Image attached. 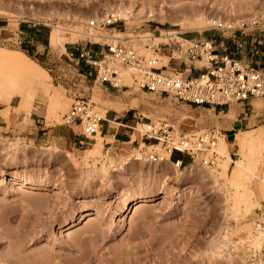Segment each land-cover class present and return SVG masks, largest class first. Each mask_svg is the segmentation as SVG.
<instances>
[{
  "label": "rangeland",
  "instance_id": "374dc122",
  "mask_svg": "<svg viewBox=\"0 0 264 264\" xmlns=\"http://www.w3.org/2000/svg\"><path fill=\"white\" fill-rule=\"evenodd\" d=\"M123 6L132 8L135 18L126 17L119 8ZM263 9L264 0H0V48L26 52L67 98L58 109L50 106L41 88L27 108L19 105L17 96L6 93L0 98V107L5 108L0 114L18 105L27 114L43 113L51 126L44 134L38 127L26 128V120L16 131L0 133L1 264H48L46 258L63 264L78 260L87 248L97 253L94 264L100 256L105 260L130 250L136 257L125 258L122 264H264L261 150L255 156L260 167L247 182L254 190L249 202H237L236 187L219 177L224 163L216 148L219 143L214 148L220 155L213 165L204 164L203 155L195 161L185 157V166L193 162L190 170L175 167L171 159L153 162L134 157L148 141L143 131L153 122L170 123L177 135L218 127L227 139L224 125L245 117L236 132L264 131V96L211 104L217 111L204 109L167 92L140 88L130 71H123L124 80L117 87L100 83L94 66L78 58L82 50L100 57L101 44L117 39L148 57L161 54L156 67L188 69L187 75L206 64L205 59L191 58V46L212 40L219 55L264 69ZM110 13L122 18L101 31L88 28V20ZM55 26L60 27L59 41L51 39ZM169 30L178 33L168 34ZM155 37L159 45L153 43ZM75 98L90 101L97 113L111 118L105 127L118 129L120 140L106 135L104 125L103 137H86L78 122H68L66 113ZM230 110L234 114L227 115ZM208 121L215 125H202ZM60 127L75 134L74 147L54 136ZM95 146L100 153L91 154ZM149 146L168 155L161 144ZM236 147L232 145L233 160L238 156ZM234 164L229 165L230 177ZM103 165L108 171L102 170ZM143 197L147 198L143 205L123 211L127 201ZM93 228H97L95 239L90 236Z\"/></svg>",
  "mask_w": 264,
  "mask_h": 264
},
{
  "label": "built area",
  "instance_id": "2783aa9c",
  "mask_svg": "<svg viewBox=\"0 0 264 264\" xmlns=\"http://www.w3.org/2000/svg\"><path fill=\"white\" fill-rule=\"evenodd\" d=\"M119 19L121 18L118 15L110 13L100 19L88 20L87 26L89 29L101 31L115 25ZM260 21H264V9ZM212 44V40L201 41L189 49L192 59L206 60L204 71L196 76L186 75L181 69L156 67L154 59L120 43L117 39L101 44L104 49L100 57L82 50L78 58L94 66L95 78L100 83L117 87L119 82L124 80L123 71H130L134 83L140 88L167 92L198 105H226L264 96V69L229 55L221 56L215 52ZM66 119L68 122H78L86 137L96 134L102 122L106 120L94 110L90 101L81 98L74 99L66 113ZM143 136L148 141L144 147H138L134 155L136 159L163 161L166 157L149 146L156 143L161 144L165 152L170 154V159L177 168L185 166V157L195 161L203 155L200 159L204 164H214L220 155L214 148L222 136V131L218 127L182 131L177 135L170 123L158 121L149 123L143 131ZM210 151L211 155H207ZM176 153H182L184 157H177Z\"/></svg>",
  "mask_w": 264,
  "mask_h": 264
},
{
  "label": "bare ground",
  "instance_id": "6f19581e",
  "mask_svg": "<svg viewBox=\"0 0 264 264\" xmlns=\"http://www.w3.org/2000/svg\"><path fill=\"white\" fill-rule=\"evenodd\" d=\"M123 7H119V8L120 9L122 8L121 12L126 17L135 18L136 13L133 11L132 8H130L128 6L127 7L123 6ZM183 14H184V12H183ZM120 18H122V17L120 16ZM213 22L214 23H220L221 21L214 19ZM255 22H257V19ZM255 22H253V23H255ZM227 23L231 26L233 25V23H231L230 21ZM59 30H60L59 26H55L54 29H52V32H51V39L52 40L59 41L58 40V38H60L59 37L60 35L58 33ZM177 33H178V31H176V30H169V32H168V34H177ZM153 43L159 45L160 44L159 39L157 37H155L153 40ZM146 48L149 50L151 47L150 48L146 47ZM133 49L137 50L135 48H133ZM151 58L154 59L155 62L157 63L161 58V54H158L157 56H154ZM156 63H154V64H156ZM155 66H157V64ZM49 78H50L49 72L43 66H41L37 61H35L32 57H30L26 52H24L22 50L8 49L5 47L0 48V98L3 96L2 94L6 95V93L8 94L7 96H9V97L17 96L19 105L23 108H27L28 106L27 107H25V106L30 105V103L35 99V96L37 95V89L41 88L44 91V93L49 97V101H50L49 103H50L51 107H53L54 109L62 108V105H64L65 102L67 101L66 100L63 102L62 100L63 99L65 100L67 98H66V96H62L61 92L59 90H57L56 88H54L52 82L49 81ZM65 107H66V105H65ZM232 114H234V113L231 110L227 113V115H232ZM101 132L103 133V124H101L100 128L98 129V134L97 135L93 134L92 136L103 137ZM224 136L220 137L219 141L217 142V143H219V144H217L218 147H216L219 150V152H222V154L224 155V163L221 165L222 171H220L218 175L222 180H225L226 182H229V184H231V186L236 187L235 189H237V190L234 193V195L236 196L235 198H236L237 202H239V201L240 202H249L248 199L254 195V192H253L254 190H251L252 188L248 187L247 182H251V180L253 179L254 175L256 174L258 168L260 167L259 166V160L258 159L256 160L255 156H256V150H261V152H259V153H264V131L261 128H256V129L247 130V131H243V130L238 131L236 133L235 141L231 142V144H229V141L226 138L224 139ZM156 145H159V144L156 143ZM232 145L237 146L236 149H237V155L238 156L234 160L231 157ZM100 150H101L100 147L95 146L91 150V154L100 153ZM165 159L169 161L170 160V154H168ZM231 161H234L235 164L233 166L232 176L230 177L228 175V169H229V165L231 164ZM192 163L189 165H186L185 169L190 170L191 167L193 166ZM208 165H213V164H208ZM100 167L105 172L108 171V169H109V167H107L105 165L100 166ZM263 175H264V173H263ZM24 181H26L27 183L29 182L28 179H26ZM23 185H26L25 182H23ZM260 186L262 189H264V182ZM262 189H260V190H262ZM263 193H264V191H263ZM167 196H168V194L165 193L164 197H167ZM82 199L83 200H81V201L86 200L85 197ZM146 199L147 198L143 197L141 199L127 201L126 206L123 209V211H127L130 207L132 208L134 204H138V206L143 205L144 204L143 202L146 201ZM96 215H98V216L102 215L101 210H96ZM91 233H92L90 235L91 237H94V239L97 238V235H98L97 234V228H93L91 230ZM75 243H76V241H75ZM91 251H89V249L87 248V250L85 252H83L81 254V256L78 258V260H76V261H73V260L67 261L66 260V262H64L63 264H81V263L83 264L84 261H85L84 264H94V262H96L95 260H98V257L96 259V255H97V253L95 254L96 251L95 252H94V250H91ZM134 254H136V253L134 251L130 250L126 253H121V254L116 253L114 256H111V257L105 256V258H106L105 260H104V258L102 260V257H104V256H100L101 257V258H99L100 262H98V263L99 264L100 263L101 264H122L123 263L122 261H124L125 258L129 259V257H131V258L136 257V255L133 256ZM138 259H139V257H138ZM45 262H48V264H49V262L51 264L53 262L55 264H61L62 263V262L60 263V261L55 260V258L54 259L46 258ZM0 264H1V262H0Z\"/></svg>",
  "mask_w": 264,
  "mask_h": 264
},
{
  "label": "crops",
  "instance_id": "0c3cea01",
  "mask_svg": "<svg viewBox=\"0 0 264 264\" xmlns=\"http://www.w3.org/2000/svg\"><path fill=\"white\" fill-rule=\"evenodd\" d=\"M185 73L188 71V69L184 70ZM204 71L203 68H201L198 72H190L189 74L196 76L199 75L200 73H202ZM201 107H203L204 109H214L215 111H217V106H211V104H204L201 105ZM4 107H0V111L4 110ZM223 111V110H222ZM108 112V109H107ZM42 117V119L40 118ZM107 121L113 122L111 120V118H108V116L105 117ZM245 119V117H235L232 121H230L229 124L224 125V130H225V134L226 137L228 139L229 142L231 141V138L233 135H236V130L238 129V127L243 126V120ZM27 122L26 128L31 127V128H39V132H41V130H43V133H47L50 131L51 126L48 125L46 119H44V114L43 113H39L38 111L33 110L30 114H27L24 110H20L18 109V105H13L10 110L4 114H0V133H2L3 135L11 133L16 131L18 128H20V125H23L25 121ZM42 122L41 125H38V122ZM107 121H104V127L108 126L105 125V123L107 124ZM119 124H122L123 126H129L127 123H124L123 121H121ZM202 125L205 126H209V125H215L214 121H208L206 123H202ZM106 130V135H110V136H114L115 140H120L119 138H117L118 135V129L115 131H111V129H108L107 127H105ZM104 128V130H105ZM46 130V131H45ZM27 131V129H26ZM124 134L127 135L126 132L122 133V137H124ZM55 137L58 138V140L61 142H65L67 143L69 146L74 147L77 144V138L75 136V134L72 133V131L68 128L62 129L60 127L59 131L56 132L54 134ZM82 141L79 140V143H81ZM108 142V141H107ZM177 157H184V155L182 153H176Z\"/></svg>",
  "mask_w": 264,
  "mask_h": 264
}]
</instances>
